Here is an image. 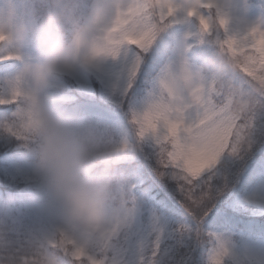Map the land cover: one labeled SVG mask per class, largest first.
<instances>
[{
  "label": "snow or ice",
  "instance_id": "1",
  "mask_svg": "<svg viewBox=\"0 0 264 264\" xmlns=\"http://www.w3.org/2000/svg\"><path fill=\"white\" fill-rule=\"evenodd\" d=\"M111 31L128 204L94 247L63 232L0 233V264H264V0H123ZM212 55L223 63L197 73ZM15 107L0 97V113Z\"/></svg>",
  "mask_w": 264,
  "mask_h": 264
},
{
  "label": "clouds",
  "instance_id": "2",
  "mask_svg": "<svg viewBox=\"0 0 264 264\" xmlns=\"http://www.w3.org/2000/svg\"><path fill=\"white\" fill-rule=\"evenodd\" d=\"M123 0H0V55L20 60L11 77L3 78L0 97L12 98L13 112L0 118V133L22 139L33 158V179L56 219V232L67 233L88 247L105 233L114 214L123 212L130 188L123 165L125 137L116 138L96 122L66 106V77L79 70L92 73L112 62L109 49L116 10ZM86 4L81 14L80 6ZM32 43L36 55L25 58ZM223 58L212 55L195 66L208 72ZM185 71L172 85L177 96L186 90ZM193 100L199 85L192 84ZM243 104L233 101V108ZM16 137V136H15ZM3 264H21L6 258ZM32 264H55L40 255Z\"/></svg>",
  "mask_w": 264,
  "mask_h": 264
},
{
  "label": "trees",
  "instance_id": "3",
  "mask_svg": "<svg viewBox=\"0 0 264 264\" xmlns=\"http://www.w3.org/2000/svg\"><path fill=\"white\" fill-rule=\"evenodd\" d=\"M210 51L215 45L209 46ZM32 43L26 44L24 57H34ZM21 65L20 60L0 61V91H3V78ZM7 66V67H6ZM63 102L76 109L84 118L90 119L105 128L116 138L130 135V125L126 116L113 104L100 96L98 84L94 82L96 96L88 97L80 92L73 78L66 77ZM9 114L0 113V118ZM33 161L25 142L15 136L0 133V233L13 238H21L11 229L9 211L24 208L30 201L45 200L43 194L25 176L18 163ZM8 210V211H7Z\"/></svg>",
  "mask_w": 264,
  "mask_h": 264
},
{
  "label": "rangeland",
  "instance_id": "4",
  "mask_svg": "<svg viewBox=\"0 0 264 264\" xmlns=\"http://www.w3.org/2000/svg\"><path fill=\"white\" fill-rule=\"evenodd\" d=\"M234 2H237V0H234ZM86 7V4L80 6L81 14L86 10ZM239 26L238 22L233 23L232 25L233 28ZM19 67L5 77L13 76ZM110 71L111 65L106 64L103 67L94 70L92 73H85L77 70L72 73L71 78L75 80L81 93L92 98L96 96L94 86V82H96L100 90L101 98L121 109L120 102L109 87ZM17 166L30 180V184H33L37 188L36 182L33 179V161L18 163ZM9 214L12 218L11 229L22 238L46 235L54 229L56 224L55 216L53 211L47 206L46 199L42 201H30L24 208L9 211Z\"/></svg>",
  "mask_w": 264,
  "mask_h": 264
}]
</instances>
